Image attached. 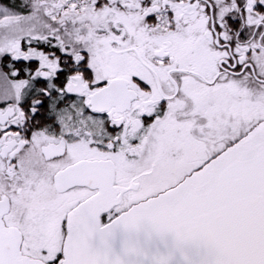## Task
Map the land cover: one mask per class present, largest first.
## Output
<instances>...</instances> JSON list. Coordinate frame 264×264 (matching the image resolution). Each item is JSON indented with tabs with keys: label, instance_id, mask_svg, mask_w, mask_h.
<instances>
[{
	"label": "snow or ice",
	"instance_id": "1",
	"mask_svg": "<svg viewBox=\"0 0 264 264\" xmlns=\"http://www.w3.org/2000/svg\"><path fill=\"white\" fill-rule=\"evenodd\" d=\"M0 264H264V0H0Z\"/></svg>",
	"mask_w": 264,
	"mask_h": 264
}]
</instances>
